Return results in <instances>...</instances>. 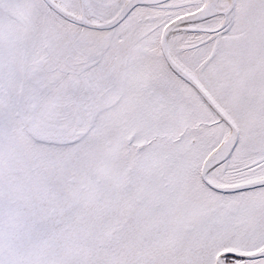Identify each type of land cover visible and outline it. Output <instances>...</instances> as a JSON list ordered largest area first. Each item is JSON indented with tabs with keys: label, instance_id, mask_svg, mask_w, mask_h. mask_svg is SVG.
Listing matches in <instances>:
<instances>
[{
	"label": "snow or ice",
	"instance_id": "1",
	"mask_svg": "<svg viewBox=\"0 0 264 264\" xmlns=\"http://www.w3.org/2000/svg\"><path fill=\"white\" fill-rule=\"evenodd\" d=\"M0 264H264V0H0Z\"/></svg>",
	"mask_w": 264,
	"mask_h": 264
}]
</instances>
